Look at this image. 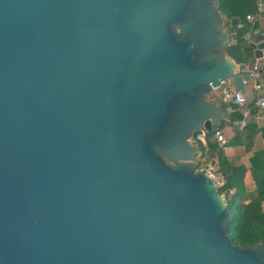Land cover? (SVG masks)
I'll return each instance as SVG.
<instances>
[{"label": "water", "instance_id": "water-1", "mask_svg": "<svg viewBox=\"0 0 264 264\" xmlns=\"http://www.w3.org/2000/svg\"><path fill=\"white\" fill-rule=\"evenodd\" d=\"M228 45L216 0H0V264H264L190 142L264 78V16Z\"/></svg>", "mask_w": 264, "mask_h": 264}, {"label": "trees", "instance_id": "trees-1", "mask_svg": "<svg viewBox=\"0 0 264 264\" xmlns=\"http://www.w3.org/2000/svg\"><path fill=\"white\" fill-rule=\"evenodd\" d=\"M219 14L224 18V27L229 34V49L231 50L236 63L246 61L249 57L247 53L246 39L243 37L250 29V24L245 22L247 12H255L254 0H216ZM236 16L240 19L241 25L229 26V19ZM252 27V26H251ZM239 117L238 114L227 116L222 120L221 129L224 126H233L232 121ZM235 132L233 139L237 143L249 145L251 138L260 132L264 138V124L260 127H249ZM213 128L204 134V144L199 140H194L197 147L198 162L202 157L205 160L216 158V170L224 179V184L218 188V192L223 195L229 207V219L224 224L226 234L231 245H245L264 242V212L261 210V203L264 201V149L254 151L248 158L249 170L257 172L256 185L250 193L248 202L243 203L242 193L244 191L242 178L246 170L242 165H234L225 156L222 146H218L213 138ZM197 133V132H196ZM192 134L194 138L195 134ZM248 142V143H247Z\"/></svg>", "mask_w": 264, "mask_h": 264}, {"label": "built area", "instance_id": "built-area-1", "mask_svg": "<svg viewBox=\"0 0 264 264\" xmlns=\"http://www.w3.org/2000/svg\"><path fill=\"white\" fill-rule=\"evenodd\" d=\"M254 2L255 12L245 15V22L247 23H251L261 16H264V0H254ZM238 25H241L240 22ZM243 37L247 39L248 33L246 32ZM248 82L251 83V87L255 92L254 97L251 99H247L244 93L236 90L230 78L220 81L216 88L218 89V96L223 107L224 115H239L237 119L232 121L239 130L244 129L252 119L257 120L264 116V78L256 72V67L254 65L250 68V79L243 81L245 87ZM213 129V138L215 142L218 146H222L224 144V138L221 130L218 127ZM204 134L205 131L203 129L197 132L194 138H192V142H194V140H199L204 144ZM215 162V157L211 160H205L204 157H202L198 162L196 161L195 168L205 172L211 178L215 186L219 188L224 184V179L221 177L220 173L217 172Z\"/></svg>", "mask_w": 264, "mask_h": 264}, {"label": "crops", "instance_id": "crops-1", "mask_svg": "<svg viewBox=\"0 0 264 264\" xmlns=\"http://www.w3.org/2000/svg\"><path fill=\"white\" fill-rule=\"evenodd\" d=\"M248 13L252 12H247V14ZM261 21H263V16L251 23L248 21V24H250V29L247 33L249 34V32L253 29L254 24H257ZM244 94L247 99H251L254 97L255 92L253 89H251L250 92L247 94L245 87ZM248 124L250 125L249 127H253V125H255L256 127H260L264 124V116L260 117L257 120L252 119ZM232 125L233 126H224L220 129L224 138V144L222 145V149L225 156L230 162H232L234 165H242L246 168L242 178L244 191L241 196L243 203H246L250 199V193L256 185L257 178V172L255 170H249L250 163L248 158L254 151H260L264 149V138L261 136L260 132H257L251 138V142L249 145H246L243 142L237 143L234 141L233 136L235 132L240 130L236 128L235 124ZM261 210L264 212V201L261 203Z\"/></svg>", "mask_w": 264, "mask_h": 264}, {"label": "rangeland", "instance_id": "rangeland-1", "mask_svg": "<svg viewBox=\"0 0 264 264\" xmlns=\"http://www.w3.org/2000/svg\"><path fill=\"white\" fill-rule=\"evenodd\" d=\"M252 89L251 87V83L248 82L246 84V92L247 94L250 92V90ZM206 99L208 100H211V101H214L215 103H220V100H219V96H218V89H214L212 90L210 93H208L206 96H205ZM227 119V115H224V119L223 120H226ZM201 131V130H200ZM198 131V132H200ZM192 138H190V142H192ZM196 169V168H195Z\"/></svg>", "mask_w": 264, "mask_h": 264}]
</instances>
